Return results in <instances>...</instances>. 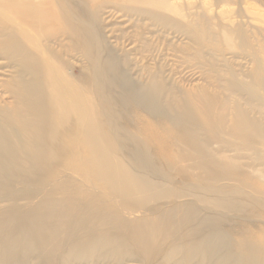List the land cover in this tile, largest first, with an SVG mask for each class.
Instances as JSON below:
<instances>
[{"label":"bare ground","instance_id":"bare-ground-1","mask_svg":"<svg viewBox=\"0 0 264 264\" xmlns=\"http://www.w3.org/2000/svg\"><path fill=\"white\" fill-rule=\"evenodd\" d=\"M52 1L59 3L54 12L26 4L19 14L27 19L40 14L41 25L48 29L64 21L70 45L80 48L93 67L73 75L58 48L36 46L30 53L15 39L19 34L23 42L30 41L24 29L6 33L4 45L21 58L17 82L8 91L15 102L0 109V199L15 195L9 204L16 210L44 198L33 211L0 220V264H264V229L249 226L254 218H264V182L262 189L252 187L246 166L213 149L229 129L215 136L209 116L198 112L196 101L177 100V93L168 89L169 52L181 53L178 43L183 40L191 47L189 38L170 28L173 23L184 26L169 15L179 6L170 0H126L120 8L91 0H83V7L76 0ZM222 2H213L211 8ZM252 7L256 16L259 7ZM128 9L130 32L121 31L120 38L108 19ZM231 14L233 19L243 16L239 11ZM79 17L95 20L86 23ZM22 25L30 29L37 23ZM235 35L242 46L252 47L256 70L261 50L254 49V40L240 26ZM126 42L133 46L127 48ZM140 55L153 61L149 69L142 68L145 83L143 76L136 78ZM179 145L186 146V155L181 150L175 157ZM169 158L179 169L174 175L163 163ZM187 161L186 168L182 165ZM253 173L252 178L264 180ZM178 174L199 183L177 184ZM223 181L237 182L243 189L229 192L231 187L217 186ZM245 188L253 194H245ZM102 193L115 197L114 202L101 199L103 203L91 205ZM141 211L158 216L153 222L129 219H138ZM226 225L237 237L221 231Z\"/></svg>","mask_w":264,"mask_h":264},{"label":"rangeland","instance_id":"rangeland-1","mask_svg":"<svg viewBox=\"0 0 264 264\" xmlns=\"http://www.w3.org/2000/svg\"><path fill=\"white\" fill-rule=\"evenodd\" d=\"M85 1H94V4L97 6H101L100 4H102L105 7L109 6V8H120V4H124L126 0ZM170 1L175 2L174 4L178 5L179 8H177L175 14L171 13L169 15L184 24V26H176V23H173L170 25V28H173L172 31H175L176 34L189 38L191 40V43H189L191 47L187 46V42L183 40L184 38H181L183 43L178 44L182 45L184 50L181 53L169 52L166 60L168 67L165 69L166 81L170 82L168 89L170 92L175 91L177 93V100L185 98L196 101L198 112L209 116V130L215 136H218L217 133L220 130L229 129L231 131L225 134L221 133L222 141L213 143V149L222 150L226 158L236 160L237 165L246 166L248 170L247 175L250 176L247 181L248 184L254 188L262 189L260 183L264 182V180L252 177L254 176L253 172L264 175V63H262L264 61V0H222L221 4H217L213 8H211L213 2L218 0ZM225 1H227V7L223 9ZM72 2L74 3L75 1L72 0ZM76 3L80 4L81 7L85 5L83 0H76ZM26 4L38 9L39 12H54V10H57V4L59 3H55L52 0H0V109L8 108L10 104L15 102L13 94L8 91L17 82L18 64L21 56H14L4 45L5 39L8 36L6 33L13 28H22L29 35V42H23L19 34L15 35V39L19 43L25 44L26 50L30 53H32L31 51L36 46L51 45L54 48H58L64 54L63 59L67 63H70L73 75H78L79 69L84 70L93 67V63L84 58V54L80 48L74 49L70 45L69 35H67L70 30L66 29L64 21L52 23L51 28L48 29L49 25H41L44 18L40 14L31 19L24 18L19 14L21 8ZM252 5H256L257 8L259 7L256 16L251 15V12L254 10ZM129 6H133V3L129 4ZM212 9L216 14L211 13L210 10ZM220 11L226 12V15L221 16ZM231 11L232 13L239 11L243 16L233 19ZM127 13H129V9L123 13L117 12L111 19H108V23L111 24L110 28H114L117 31L116 36L120 38L123 35L121 31L126 34L130 32L129 28L132 22H130ZM166 13L164 11V14ZM185 15H190L191 18L189 16L190 19H185ZM215 15L217 18L211 21L210 17ZM63 16L67 17L65 13ZM107 16L112 15L108 14ZM200 18L206 19L201 20ZM79 19L86 23H93L95 20L90 17H79ZM30 22L33 25L37 23V25L30 29L22 25ZM239 26L252 41L254 40V49L261 50V60L256 70L253 69L252 64V47L242 46L235 35V31ZM60 30L64 32V36H62ZM187 31L193 32V35L190 36ZM167 33L171 34V31ZM48 39L52 40L49 44H47ZM15 44L18 45L17 43ZM125 44L127 48L133 46L129 42ZM85 51L86 49L83 52ZM146 55L137 56V60H135V62L140 64L141 69L136 78L143 76V79H141L144 83L146 82L147 74H145L142 68L147 67L149 69L153 65L152 59L144 57ZM172 71L174 75L171 77ZM220 81H223V83L219 84L218 82ZM244 87H246V90H243ZM246 124L250 126V129L245 127ZM244 138L245 141L243 140ZM181 150L183 152L182 155H186V146L179 145L174 151V156L181 155ZM241 155L246 158H238ZM163 163L168 164L173 169L169 170L170 174L174 175L179 172L174 159H166ZM188 165L189 162L187 161L182 166L187 168ZM180 166L178 165V167ZM190 172L194 174L192 170ZM175 177H177L175 178L177 184H181L182 186L194 185L195 182L199 183V180H195L193 177L188 179L186 176L180 174L175 175ZM66 178L74 180L76 177L74 175H67ZM200 185L210 187L201 182ZM80 186L78 184L74 187ZM217 186L231 187L228 189L229 192L230 190L239 191L243 189L239 187L240 185L237 182L223 181L218 183ZM214 187L216 186H213L211 189ZM92 189H89L90 191L87 189L86 195L91 194L93 192ZM245 189L244 193L250 196L253 192L252 188ZM98 192L100 193L101 191L98 190ZM14 196L13 194L2 195L0 199V220L12 219L14 215L22 212L25 213L28 210L33 211L35 206H37L36 204H39L44 198V195H41L34 201L33 206L30 205L29 208L17 207L16 210H13L9 203ZM83 197L84 194H82ZM95 197L97 198L95 201H89L91 205L102 202L101 199H108L112 202L115 200V197L105 193L96 195ZM221 214L225 216L229 215V218L238 217L236 214H226L224 212H221ZM137 216L140 217H137L138 219L136 217L129 219L135 221H154L158 213H145L141 211ZM236 223L240 224L238 220ZM249 226L257 231L264 229V218H254V220L250 221ZM221 231L236 236L233 229L228 227V225L223 226ZM34 262L31 264H35ZM96 264H100V262ZM101 264L116 263L103 261ZM117 264L140 263L125 260Z\"/></svg>","mask_w":264,"mask_h":264}]
</instances>
